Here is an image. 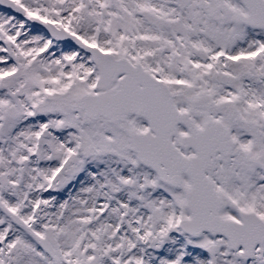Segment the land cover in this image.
Segmentation results:
<instances>
[{
    "label": "snow or ice",
    "instance_id": "snow-or-ice-1",
    "mask_svg": "<svg viewBox=\"0 0 264 264\" xmlns=\"http://www.w3.org/2000/svg\"><path fill=\"white\" fill-rule=\"evenodd\" d=\"M0 264H264V0H0Z\"/></svg>",
    "mask_w": 264,
    "mask_h": 264
}]
</instances>
